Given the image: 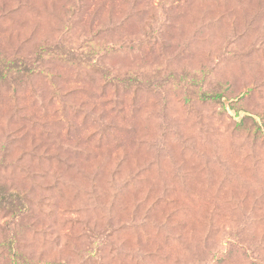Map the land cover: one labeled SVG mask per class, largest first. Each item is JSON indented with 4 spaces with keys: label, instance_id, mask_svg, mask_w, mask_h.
I'll list each match as a JSON object with an SVG mask.
<instances>
[{
    "label": "rangeland",
    "instance_id": "374dc122",
    "mask_svg": "<svg viewBox=\"0 0 264 264\" xmlns=\"http://www.w3.org/2000/svg\"><path fill=\"white\" fill-rule=\"evenodd\" d=\"M0 264H264V0H0Z\"/></svg>",
    "mask_w": 264,
    "mask_h": 264
},
{
    "label": "trees",
    "instance_id": "16d2710c",
    "mask_svg": "<svg viewBox=\"0 0 264 264\" xmlns=\"http://www.w3.org/2000/svg\"><path fill=\"white\" fill-rule=\"evenodd\" d=\"M204 98H206V100H218L220 99L222 96L221 94H213V95H207V94H204L203 95Z\"/></svg>",
    "mask_w": 264,
    "mask_h": 264
}]
</instances>
